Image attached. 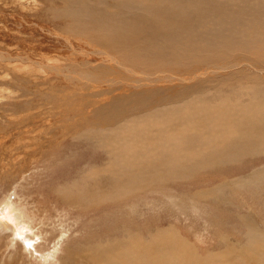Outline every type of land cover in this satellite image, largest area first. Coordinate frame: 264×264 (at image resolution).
I'll return each mask as SVG.
<instances>
[{
    "label": "rangeland",
    "instance_id": "1",
    "mask_svg": "<svg viewBox=\"0 0 264 264\" xmlns=\"http://www.w3.org/2000/svg\"><path fill=\"white\" fill-rule=\"evenodd\" d=\"M126 1L127 0H82V2L77 3V5L79 4L78 8H80L84 13H81V15L83 14L82 16H84L87 21L90 20L88 17L93 12L101 11V9L104 10L103 15L109 14L106 15V20H110L112 18L114 20L117 16H119V20L121 17L122 19L123 17L125 19L129 18V22L133 21V17L139 19L141 16L140 14L134 15L136 14L135 12L139 10V6L135 4L129 7V9L126 5ZM147 1L148 0H146L145 4H147L150 0L148 2ZM177 1L179 2V6L182 5L183 11L185 9L188 11L190 24L195 28L193 36L191 37L192 41L187 42L180 36V34L179 39L177 38V34L179 33L181 26L178 28H171L168 36L164 35L162 37H160L158 34L159 30L152 28V31H154V37H152V39L154 38V41H149H151L153 44L150 42V45H146L153 47L160 45L161 43L158 41L164 37V41H168V43L166 41L165 47L167 50L168 48H171V51L173 52H170L171 54L175 55L179 53V51L182 52L183 47V52H185L186 49L187 52H189H186V54L197 55L196 61H190V63L187 64L185 62L184 64L186 65H183V62L181 64L176 63L177 60H179L177 57L180 56L179 54L176 55L174 62V59L171 60V63L173 64L172 69H176L174 67H177L178 69L175 70L177 75L182 74L186 77L188 75L186 71H192L194 68L198 69L200 72L205 70L211 64L215 66L217 65L218 67H223L222 63H225L227 66L233 65V62L230 61L231 57L227 59L225 57H221L219 52H221L223 49L222 44L219 45L220 47L216 46V48H205L203 46L200 48L196 47V49L190 48L193 46L192 44L194 41L201 44L205 40L209 41L208 37L214 36V26L217 24H219L217 25L219 28H222V32H225V27H228V24L226 25V22L224 21L230 15H233V18L238 15L237 18L241 19V17L244 16V12H247L251 19L255 18L254 20L259 19L258 17L261 18V16L264 15V8H261L264 7V0H260V2L263 4L262 6L260 3L261 7H259V0ZM68 2L69 0H0V132L2 130L0 133V199L8 195L11 198L13 197L12 199L15 201V195L20 193V196L25 197L26 207L28 206V202L34 205L32 201L37 202L38 200L40 207L44 209L42 212L43 214L41 213L43 224L39 225L38 229H40L41 235L46 238L44 239L43 236L40 237L41 235L38 236L39 238L38 241H36L37 243L34 242V246L31 245L30 247H24L21 245L20 241H14L12 243L10 240L11 236H7L6 239H0V264H48V262L49 264H54V262L55 264H59V262L60 264H65L64 262H68L66 264L71 262L73 264H93V262L90 260V257L94 251L96 253L94 246L101 244L105 245L107 240L125 239V237L128 238L133 236L135 242L137 243L138 241L136 246L139 248V250H141L142 248L148 246L147 243L150 244L151 241H154L155 243L156 239L159 241V238H163L165 235L167 236L173 231L177 234L180 240L189 242L193 245L198 253L199 264H202L203 258H206L208 255L218 257L220 255L219 252H223L224 256L228 254V257L223 260V264H233V258L235 256L233 251L236 249L235 245H237L238 248L243 247L247 240L250 247L255 246L254 249L261 259V256H263L264 252V175H262L258 180H254V182L250 184H245L242 188L235 189L234 191L230 188H227V190L223 193V198H221L222 200L211 199L208 201H198V203H200V205H198L199 208L201 205L203 206L201 209H199L197 205H194L197 208L193 207V204L197 202L191 201V198L195 193L198 192V190L201 191L205 190L206 188H213L215 185H218L227 179L231 180L235 178H249L257 171L263 169V146H261V149L256 151V153L246 155L239 154L238 157H235L237 159H234V161H232V159L226 161L221 160L222 164H220L219 161L218 165L216 163L214 167L200 169L198 165L203 161V159H205L206 162L208 161L204 154L189 152L188 155L185 154L181 156L182 158L180 160H176V158L181 155L182 151L179 150L178 156L176 157V153L173 151V148H171V146H169L170 148H167L168 146L166 140L165 142L164 140L160 142V140L157 139L155 142H153V147L156 148H154V150L155 152L157 151V154L155 153V155L152 156L149 153L148 159L153 163V166L151 163V168L154 167L155 164L159 165V167L157 166L155 169L157 170V181H161L162 183L151 185L150 188H142L139 190L141 192L137 191V194H125L121 196L124 201L121 200L117 204L110 205V203H108L105 206L88 210L77 207L71 208L70 206L64 205L63 201L60 200V197L56 195L55 189L58 188V184H63L62 186H64L66 183H70V181L76 178L82 169L84 172H87L88 166H99L97 168L101 169L102 171V169H104L106 166L105 164L106 160H108V155L110 159H113L111 158V156L113 157L112 153H108V155L106 153L104 154L103 147L105 146L102 142V144L99 143V138L96 137L94 133L96 129H99L97 132H106V134H109L108 131H111L112 129H108L106 125L100 124L98 119L103 120L107 117V108L112 102L115 104H120L119 98L125 99L126 97V94L122 92L120 86H118L120 88L117 91L112 90V88H110L108 85L101 87V92H106L104 97L109 98V100L106 101H104V99L99 101L100 98H98V96L95 97L94 94H90L89 91H77L79 94H77L75 91L71 92L72 90L69 88V84L78 85L80 81L79 79H75V81L72 82L71 80H67L64 72L66 71V67L69 64L73 65L70 66L69 72L74 70L75 73H77V71L82 69H79L76 67V65L83 66L88 63L92 64V68L88 64V67L85 68V71L87 70L86 72L90 71L102 77L105 71L98 72L96 70V64L99 62V60L96 59L95 55L92 53V49L94 48L93 46H98L100 51H103V49L100 47L101 41H95L91 38V36H86L83 34L84 32L82 30L84 29L79 30L77 28L80 32L76 33L78 30L75 28L74 24L79 25L83 22L75 20V23L73 24L72 21L63 16L62 13L68 6ZM162 6L169 8L167 3L163 0ZM125 8L128 9L126 10ZM191 11L195 14V16L194 14H191ZM255 12H257L258 17L256 16ZM258 12L261 13V15ZM198 17H200L202 21H200L199 24H196L195 21L197 22L196 18ZM103 18H105V16H103ZM211 18H214L215 20L218 18V22L214 24L215 21H210ZM262 18L264 24V16ZM66 22L73 26L71 27L70 25L66 24ZM93 22L97 24L95 20ZM67 26H70L73 32L70 31V27L68 28ZM65 27L69 30L65 29ZM74 30L76 31L74 32ZM261 33H263L264 36V26L261 30ZM261 33H256L254 36L259 39ZM239 34L240 33H238V35ZM238 35H234V37L238 39ZM106 36L109 37V34H106ZM155 36L157 37L155 38ZM186 36L189 38L190 32H188ZM66 39H68L69 42H67ZM76 40L80 42L83 40L82 42H85L84 44L88 45L87 51L86 49L81 51V49L75 45ZM263 42L264 37L262 44L260 45L262 46L261 52L257 53L255 50L254 54L253 51H250V55H255L253 56V59H255L256 63L258 62V65L256 66L263 68V72L261 73L259 70L254 68H249L246 71L239 72L243 68L237 67L236 69H230L229 72H225L217 76L209 74V77L208 75L200 77L199 80L195 81L194 83L176 82L171 85L159 84L150 88L146 87V89H129L130 91L128 93H141V91L148 92L149 90H155L160 93V96L165 97L169 95L172 99L176 98V96L183 92L186 88L187 91L185 90V92H187L189 95L192 94V97L196 89H204L207 91H205L203 95H198L200 98H204L206 96L209 99L211 94L213 95L216 93L217 95L226 93L228 96L229 93L233 92L240 95L238 92L239 90L240 92L246 91L239 87L237 83L229 82V78L231 79L235 75L241 74H245V76H251L253 71L254 75L256 74L255 76L258 79L257 83H261V88L253 85L256 83V79L253 77H250V82L253 80L254 81L248 86L253 88L255 87L257 90L263 91ZM68 43H70V46H72L71 50L69 46L67 47ZM146 45L145 48L148 47ZM189 48L190 50H188ZM201 48H205V52H203ZM238 48L235 49L237 52H243L244 54L249 55V52H244V48ZM176 49H178V52ZM218 49H220V51ZM146 52L148 54L152 53V51ZM121 53L123 55L121 58L122 60L119 58L116 52H109L108 54L113 56L117 55L116 59H118L119 62L121 61L120 63L122 65H126V68L132 67L134 62L133 65H130L132 62L130 61L129 49L122 47ZM130 55L131 60H139V57L136 54L130 53ZM202 55L203 57L204 55H208L209 61L211 57L214 59L217 57L216 60L219 59V62L203 63V60H205L204 58L207 57H204L199 61L198 58H200ZM231 55L232 57L234 55L236 56V52L232 50ZM220 57L223 60L225 59V61L220 60ZM8 59H10V63ZM14 60L15 63L11 65ZM165 61L167 62L169 59H165ZM108 63H110V61H108ZM192 63L193 67H189V70L187 66L188 64ZM16 64L19 65H17L14 70V65ZM213 65L211 67H213ZM26 66L32 67L28 68ZM184 66L187 67V70ZM18 67L20 68V71ZM133 67L135 68V66ZM161 69L162 68H157L156 70L159 72ZM167 69L168 68L166 67L165 70ZM147 70L150 71V69ZM152 71L153 70H151V72ZM172 72L174 73V71ZM106 79H111L109 74ZM225 79L228 80V88L226 87L225 89L224 87L223 89L221 88L222 85H220V88L212 89L213 85L215 86L221 80L226 81ZM182 88L184 89L182 90ZM91 90L97 91V89L94 88ZM173 91H175L176 94ZM247 91H249L250 95H252V92H250L252 91L251 89H247ZM233 93H231L232 96L229 95L227 98V100L229 102L231 101V103H233L231 98L235 97L234 102L237 101V96ZM96 94L100 93L96 92ZM212 95L210 96V99ZM198 96L196 97L198 98ZM186 97L185 100H187ZM254 97L256 98L258 96L254 95ZM56 98L58 100H56ZM244 99L246 98L244 97ZM188 101H191V99ZM83 104L90 105L85 106ZM82 106L85 108L88 107L86 113H78V117H76L75 120L73 117V115L76 113L75 110L77 108H82ZM148 110L149 106L142 109L139 114L143 115L149 112ZM161 111L164 113L166 109H161L158 113H161ZM28 125L29 127H27ZM135 128L136 130L138 129L135 132L144 134L145 137L149 136L148 128L143 127L142 129L141 127H134V130ZM75 131H78L82 136H74L73 133ZM170 131L171 128L168 129V132ZM188 132L189 135H191V132ZM157 133L159 138L162 134H165V132H162L161 130H158ZM116 137L118 138V135L112 138L117 139ZM109 139L110 140L106 141L105 144L108 151L111 152L112 143L111 138ZM123 144L119 146H122ZM113 146L116 148L115 145ZM39 148L41 150H39ZM36 152L39 154V156L37 154V157L35 160H33V154ZM166 160H168L169 163L172 161L174 162H172L173 164L171 163L169 165L165 164ZM213 163L214 162L206 163L204 166L207 167L209 164ZM188 167H192V176L186 175L191 174L189 172L186 174L184 173ZM196 167L198 168L195 171ZM110 168L111 170L104 169L102 172L105 174L113 173L114 175L116 171L112 170V166ZM168 168H170V171H168ZM155 169L149 170L153 172ZM132 170L134 171L135 168ZM181 172H183V174ZM139 177L143 179L145 176H138L137 178L140 180ZM126 179V181H129L130 177H127ZM102 180H106V175H102ZM92 182L95 184L96 180H92ZM130 185L134 186L133 183H130ZM138 186L140 185L137 184L136 187ZM167 195H169V197L171 196L170 198L174 199V201L172 202V200H169ZM179 197H182L184 202H179ZM185 198L187 202L185 201ZM176 202H178V205L179 203H184L185 206H187L185 207L183 204L186 209L183 208V206H180V204L178 212V205H176ZM193 210L197 211L193 212ZM67 216H69V218ZM124 221L126 225L123 223ZM115 226L118 227V231L120 229L118 234ZM58 228H60V231ZM125 229H128V232H126ZM94 233L97 234L95 235ZM97 235L98 238H94ZM123 235H125V237ZM137 235H139L140 239H138ZM88 236L89 238L91 237L89 240L87 239ZM100 236L104 237L101 238ZM100 238L103 240L101 241ZM252 238L256 239L255 244L252 242ZM93 239L94 241L92 243ZM259 239L263 240L259 242ZM64 240H68V244L66 241L64 242ZM95 240L97 241L95 242ZM39 241H41L40 244L38 243ZM141 241L143 243H141ZM144 242H146V244ZM79 243L82 245L80 246ZM8 244L10 245L7 246ZM138 244L143 245L144 247L141 246L140 249ZM86 246L89 247L88 251ZM79 247L82 249L80 248V250ZM91 247L92 249L94 247V251L91 249ZM18 250H20V254L18 253ZM44 255L49 258L47 259ZM52 258H54V261L51 260ZM185 259L187 260V258ZM257 259L258 260L256 261L255 257L244 258V264H264V259L263 262L259 258ZM80 260L82 262H80Z\"/></svg>",
    "mask_w": 264,
    "mask_h": 264
},
{
    "label": "bare ground",
    "instance_id": "2",
    "mask_svg": "<svg viewBox=\"0 0 264 264\" xmlns=\"http://www.w3.org/2000/svg\"><path fill=\"white\" fill-rule=\"evenodd\" d=\"M163 1L167 3L169 8L162 6V0H152V1L150 0L147 4H145L146 0H127L126 5L128 6V8L131 7L132 5H135V4L137 6H139V10L137 12H135L136 14H134V15L140 14L141 16L139 19H137L136 17H133L132 22H129V20H128L129 18L125 19L124 17H123V19L121 17V19L119 20V16L115 17L116 19H114V20H113V18L110 20H106V15H109V14L103 15L104 10H102V9H101L102 12L101 11L93 12L88 17L90 20L87 21L85 19V17L82 16L84 14L82 12V10L80 8H78L79 4L77 5V3L82 2V0H69V2H68L69 7L67 6L66 9H64V11L62 13L63 16L66 17L68 20L72 21L73 24L75 23V20H78L79 22L82 21L83 23H81L79 25L74 24L75 28L76 29L78 28L79 30L84 29V30H82L84 32L83 34H85L86 36H91V38L95 41H101L100 47L103 49V51H100V49L97 45H96L97 47L93 46L94 48L92 49V53L95 55V58L99 60V62L96 64V70L98 72L105 71L103 73L102 77H100L97 74H94L93 72H90V71L86 72L87 70L85 71V68L88 67L87 65L89 63L85 64L83 66L76 65V67H78L79 69H82V70L77 71V73H75L74 70L69 72L70 66H73L72 64H69L66 67V71L64 72V75L66 76L67 80H69V81L71 80V82H72V81H75V79H79V81H80V83L78 85L69 84V88H71V90H72L71 92L75 91L77 93V91H79V92L89 91L90 94H94L95 97L98 96V98H100L99 101H102V99H104V101H106V100H109V98L104 97V95H106V92L103 93V92H101L100 89L102 86L108 85L114 91H117L121 87L122 92L126 94L125 99L119 98L120 104H118V103L115 104L112 102L108 106V108H107L108 115L105 119H103V120L98 119V122L100 124H104V125H106V127L108 129H110V128L112 129L111 131H108L109 134H106V132H97L99 129H96V131L94 133L95 136L99 138V141H100L99 143L100 144L103 143L105 146V147H103L104 154L106 153L108 155V153H112V155H113V157L111 156V158H113V159H110L109 155H108V160H106V164H105L106 166L104 167V169L111 170L110 167L112 166V170H114L116 172L114 173V175H113V173L112 174H110V173L105 174L102 172V171H104V169H102V171H101V169L97 168L99 166H97V167L96 166H90V167L88 166L87 172H84L82 169V171L76 176V178H74L72 181H70V183H68V184L66 183L64 186H62L63 184L62 185L58 184L59 186L57 185L58 188L55 189V192H56V195L60 197V200L63 201L64 205L70 206L71 208L77 207V208H82L85 210L95 209V208H98L100 206H105L108 203H110V205L111 204H117L121 200L124 201L121 198V196H123L125 194L126 195L137 194L138 192H141L139 190L142 188L143 189L150 188L151 185H156V183H162L161 181H157V172H156L157 170L155 168L157 166L159 167V165L155 164L154 167L151 168L152 162H150L148 159L149 153L152 156H154L155 153L157 152V151L155 152V150H154L155 147H153V142H155L157 139H159L160 142L163 140L165 142V140H166L167 146H168L167 148H170L169 146H171V148H173V151L176 153V157L178 156V151L179 150L182 151L181 155L179 157H177L176 160H180L182 158L181 156H183L185 154L188 155L189 152L204 154L207 157L208 161L206 162V160L203 159V161L199 165L197 164L198 167H200V169L201 168L214 167V165L216 163L218 165L219 161H220V164H222L221 160L226 161V160L232 159V161H234V159L235 160L237 159L235 157H238L239 154L246 155V154L256 153V151H259L261 149L260 148L261 146H263V153H264V100H263L264 88H262L263 91H260V90H257L255 87L253 88V87L248 86V85H251V82L254 81L253 80L250 82V79H251L250 77H253L256 79V83L253 85H256V87L261 88V86H260L261 83H257L258 79L255 76L256 74L254 75V71L252 72L253 74L251 76H245V74H241V75H235L231 79L229 78V82L237 83L239 85V87H241L244 91H246V92L241 91L242 96H241L240 90L238 91L240 93V95L231 92L237 96V101H235V102H234L235 97L231 98L233 103H231V101L229 102L227 100L229 95L232 96L231 93H229V95L227 96L226 93L217 95V93L215 92L216 94H213V95L211 94L212 95L211 99H210L211 95L209 96V99L206 96L204 98L201 96L202 98H200L198 95H203L206 91L204 89H196L197 91L195 90L193 97H192V94L189 95L187 92H185V90H186V88H185V90L183 92H181L179 95H177L176 98H172V99L169 95L165 96V97L160 96V93H158L155 90H149L148 92L141 91V93L140 92L128 93L130 91L129 89H134V90L135 89L136 90L137 89H146V87L150 88V87H153V86H156L159 84L160 85L161 84L171 85V84L176 83V82H178V83H186V82L191 83V82H193L194 83L195 81H198L200 77L207 76V75L209 77V74L213 75V76H217L219 74L229 72L230 69H236L237 67L243 68L239 72L246 71L249 68H254L256 70H259L260 73L263 72V68L256 66V65H258L257 64L258 62L256 63L255 59H253V56H255V55L252 56L250 54L252 51L254 52L256 50V52L259 53L262 50L261 49L262 46H260V45L262 44L263 37H264L263 33H261V30L263 29V26H264L263 18H262L264 15L261 16V18H260L257 16L258 15L257 12H255L256 16L259 19L254 20L255 18L251 19L250 15H248L247 12H244V16H242V17L240 16L241 19L237 18L238 15L235 16L236 19L233 18V15H230L229 17H227L225 19L224 22H226V25L228 24V27L224 26L226 28L225 32H222V28H219L217 26L219 24H217L214 26V31H213L214 36L208 37L209 41H207V40L203 41V43H202L203 45L199 42L194 41V43L192 44L193 46L190 47V48H195V49H196V47L200 48L202 46L205 48H213V47L216 48V46H219L222 44L223 49L219 53H220L222 58L225 57L227 59V58L231 57L230 61L233 62L232 66H227L225 63H222L223 67H218L217 65L215 66V65L211 64L205 70L200 71V72L198 71V69H195V68L192 71H188L186 68L188 67V69H189V67H193V63H192V64H188L187 67L184 66L185 69L187 70L186 73H188L187 77L185 75H182V74L177 75V73L175 72L177 67H174V68H176L174 70L172 69L173 64L171 63V60L174 59L173 60V62H174L176 55L179 54L180 56H177L179 58V60H177L176 63L181 64L183 62V65H186L187 63H190V61H196L197 55L186 54L187 49H186V51L184 50L185 52H183V47H182V52L179 51V53H177L175 55L171 54L170 53V52H172L171 48H168V50H167V48L165 47L167 40L164 41V37H163V39L161 38L158 41L159 43H161L160 45H156L155 47L146 45V44L150 45L151 41H149V40L154 41L153 40L154 38L152 39V37H154V35H153L154 31H152V28H156L157 30H159L158 34L160 37H162L164 35L168 36L171 28H173V27L178 28L181 26L179 33L177 34V38L179 39V34H180V36L183 39H185L187 42L192 41L191 37L193 36V32H194L195 28L190 24V17L188 16L189 15L188 11L186 9L183 11L182 5L179 6V2L177 0H174V1L173 0H163ZM260 3L261 2L259 0V7H261V5L263 6V4L261 3V5H260ZM170 6H173V7H170ZM232 6H234V5H232ZM128 8H125V9L127 10ZM151 8H153V9H151ZM261 8H264V7H261ZM70 9H71V11H70ZM81 13H83V14L81 15ZM191 14H194V13H192V11H191ZM235 14H237V13H235ZM259 14L261 15V13H259ZM103 16H105V18H103ZM194 16H195V14H194ZM196 19H197V22L195 21L196 24H199V22L202 21V19L200 17H198ZM94 20L96 21L97 24H95L93 22ZM221 20H222V18H221ZM210 21H215L214 22V24H215L218 22V18L216 20L214 18H211ZM209 23H211V22H209ZM64 24H65V20H64ZM66 24L70 25L67 22H66ZM70 26L72 27L73 25H70ZM71 27L69 28L70 31H72ZM68 28L65 27V29H68ZM93 28H95V29H93ZM203 28H205V27H203ZM68 30H67V32H68ZM79 30L78 31L74 30V32L75 31H76V33L80 32ZM160 30H162L163 32ZM188 32H190L189 38L186 36V34ZM234 32H236V33H234ZM238 33H240V34L238 35ZM256 33H258V34L261 33L259 39L254 36ZM106 34H109L110 38L107 37ZM234 35H238V39H236L234 37ZM69 36H70V34H69ZM156 37L157 36H155V38ZM71 38H73V37H71ZM111 39H112V41H111ZM66 40H67V42H69L68 39H66ZM82 41L83 40H81V42L76 40L75 45L78 46L79 49H81V51L84 49H86V51H87L88 45L84 44L85 42H82ZM213 42H215V43H213ZM86 43H87V41H86ZM167 43H168V41H167ZM263 44H264V42H263ZM70 45L71 44L68 43L67 47L69 46L70 50H71L72 46H70ZM142 45L144 46V48H145V45L148 47H146L144 49ZM225 46H226V48H225ZM122 47L129 49L130 61L132 62L130 65H133V62H134L133 66H135V68L133 66L132 67L136 70H134L132 67L126 68V65H124V64L122 65L120 63L121 61L119 62V60L116 59L117 55L119 56L120 59L123 57V55L121 53ZM176 47H178V46H176ZM238 47L244 48L245 49L244 52L245 51L249 52V55H246L243 52H237L235 49ZM190 48L188 50H190ZM215 48H214V50H215ZM178 49H176V51ZM201 49L203 52H205L203 48H201ZM173 50H175V49H173ZM218 50L220 51V49H218ZM229 50H230V52H229ZM232 50L236 52V56L234 55L232 57V55H231ZM146 51H152V53L148 54ZM109 52H116L117 55L113 56V55H111L112 53L108 54ZM190 52H192V51H190ZM199 52H200V49H199ZM208 52H209V50H208ZM130 53L136 54L139 57V60H138L139 62L136 61L135 57H134L135 60H131ZM187 53H189V52H187ZM113 54H115V53H113ZM254 54H255V52H254ZM209 56H210V54H209ZM204 57H207V58H204ZM204 57H203V55L200 56V58H198L199 61L202 58H204L205 60H203V63H205V62H219V59L216 60L217 57L215 59L213 57H211L210 61H209L208 55L207 56L204 55ZM222 58L220 60H223ZM165 59H169V61L166 62ZM260 59H262V58H260ZM98 60H96V61H98ZM8 61L10 63V59H8ZM108 61H110V63H108ZM187 61H189V62H187ZM223 61H225V59ZM22 62H24V61H22ZM185 62H186V64H184ZM13 63H15V60L11 63V65H13ZM112 63L113 64L115 63V64L113 65ZM19 64L22 65L21 63H19ZM19 64L14 65V70H15V67ZM6 65H8V64H6ZM26 65H27V63H26ZM212 65H213V67H211ZM89 66L92 68V64H89ZM26 67H28V66H26ZM31 67L32 66H30L28 68H31ZM164 67L165 68L167 67L168 69L165 70ZM157 68H162V69L159 70V72H157V70H156ZM18 69L20 71L19 67H18ZM147 69H150V71ZM151 70H153V71L151 72ZM171 70L174 71V73ZM24 71H25V69H24ZM30 71H31V69H30ZM181 72H182V70H181ZM17 73H16V75H17ZM108 74L110 75L111 79H106ZM23 80H25V79H23ZM223 81L224 80H221L215 86L213 85L212 89L220 88L221 87L220 85H222L221 88H223V89H224V87H225V89H226V87L228 88V85H229L228 80H226L224 82ZM21 82H24V81H21ZM118 86H120V87H118ZM263 86H264V83H263ZM93 88L97 89V91L91 90ZM183 89L184 88H182V90ZM209 89H211V88H209ZM247 89L252 90L250 92H252L253 96L250 95V93H249V91H247ZM96 92H99L100 94H96ZM173 92L176 94L175 91H173ZM112 93H116V92H112ZM174 93H172V94H174ZM77 94H79V93H77ZM254 95H257L258 97L255 98ZM196 96H198V98ZM185 97L187 98V100H185ZM244 97L246 99H244ZM175 99H178V100H175ZM189 99H191V101H188ZM196 99H198V100H196ZM53 100H54V97H53ZM56 100H58V99L56 98ZM79 101H80V98H79ZM38 103H40V102H38ZM86 103H89V102H86ZM94 103H97V102H94ZM85 104H83V105H85ZM90 104H91V102H90ZM90 104H87L85 106H89ZM148 106H149V110H148L149 112H147L143 115L139 114L142 109H144ZM87 108L88 107L85 108L84 106H82V108H79V109L77 108L75 110L76 113L73 115L74 119L76 117H78V113H80V114L82 112L86 113ZM161 109H163V110L166 109V111L164 113L162 111H161V113H158V112H160ZM85 113H83V114H85ZM67 114H68V112H67ZM22 123H25V122H22ZM27 127H29V125ZM134 127H139V128L141 127L142 129H143V127L148 128L149 129L148 130L149 136L145 137L144 134H140L138 132H135L138 129L136 130V128H135V130H134ZM169 128H171L170 132H168ZM158 130L165 132V134H162L160 138H159V135L157 133ZM188 131L191 132V135H189ZM1 132H2V130H1ZM73 134H74V136H79V137L82 136L78 131H75ZM117 135H118V138L116 137L117 139L112 138V137L117 136ZM109 138H111V143H112L111 144V146H112L111 152L108 151V149L106 148V144H105L106 141L110 140ZM121 144H123V145L119 146ZM113 145H115L116 148ZM39 150H41V149L39 148ZM37 152L35 154H33V160H35V158L37 157V154H38ZM42 153H43V151H42ZM38 156H39V154H38ZM172 162H174V161H172ZM212 162H214V163L209 164L207 167L204 166L206 163H212ZM38 163H39V161H38ZM171 163H169V161L166 160L165 164L170 165ZM152 166H153V163H152ZM144 167L147 169H145ZM171 167H172V165H171ZM198 167L195 168V171ZM134 168H135V170L133 171L132 169H134ZM191 168L192 167H188L184 171V173L185 174L187 172L191 173L192 172ZM149 169H155V170L153 172H151ZM193 169H194V167H193ZM168 171H170V168H168ZM181 173L183 174V172H181ZM185 174H184V176H185ZM228 174H230V173H228ZM102 175H106V180H104V181L102 180ZM137 175L138 176L144 175L145 177L143 179H141L139 177L140 178V180H139L137 178L138 177ZM186 175L192 176V173L186 174ZM262 175H264V168L257 171L254 175H252L249 178H237V179L235 178V179H231V180L227 179V180L219 183L218 185H215L213 188H208V189L206 188L205 190H201V191L198 190V192L195 193L191 198V201L197 202V203L193 204V207L197 208L194 205H197V206L200 205V203H198V201H204V200L208 201L211 199L220 200L221 198H223V193L227 190V188H230L231 190L234 191L235 189L242 188L245 184H250V183L254 182V180H258ZM127 177H130L129 181H126ZM168 177H170V176H168ZM92 180L93 181L96 180V183L94 184L92 182ZM184 180H186V179H184ZM56 183H57V181H56ZM130 183H133L134 186L130 185ZM137 184H139L140 186L136 187ZM20 195H21L20 193L15 195L17 198V199L15 198V201L12 199L13 197L11 198L8 195H6L5 197H3V195H2L3 198L0 199V239H6L7 236H11L10 240L12 241V243L14 241H20L21 245H23L24 247L25 246L30 247L31 245L34 246V242L38 241V238H39L38 236L41 235L40 229H38V228H39V225L43 224L42 219H41V213L44 211V209H42L40 207V203L38 202V200H37V202L32 201L34 203V205H32V204H30V202H28V206L26 207L25 197L24 196L22 197ZM167 197H169V195H167ZM170 197H169V200H172V202H173L174 199H171ZM128 198H129V196H128ZM183 198H184V196H183ZM179 200H178L179 202H184L182 197ZM185 201L187 202L186 198H185ZM177 203L178 202H176V205H178ZM202 203H204V202H202ZM180 204L181 203H179V205ZM183 204H181L180 206H183ZM179 205L177 208L178 212H179V207H180ZM184 206H185V204H184ZM184 206H183V208L187 207V206H185V207ZM190 206H191V204H190ZM193 207H192V209H193ZM202 207H203L202 205L200 206V208L198 206L199 209H201ZM172 208H174V207H172ZM195 211H197V210H195ZM195 211L193 210V212H195ZM199 212H200V210H199ZM48 214H49V212H48ZM50 214H52V213H50ZM87 215H88V213H87ZM191 215H192V213H191ZM45 217H46V215H45ZM51 217H52V215H51ZM67 217L69 218V216H67ZM54 222H55V220H54ZM123 223L125 224V221ZM37 225H38V227H37ZM127 226H128V224H127ZM127 226H124V227H127ZM34 227H36V228H34ZM52 228H54V227H52ZM60 228H58V230ZM117 228L118 227L115 226L116 230H117ZM54 229H52V230H54ZM115 229H113V230H115ZM127 230L125 229L126 232H128ZM119 231H120V229H119ZM119 231L117 232V234L119 233ZM129 231H131V230H129ZM121 233H122V230H121ZM131 233H133V232H131ZM135 233H137V232H135ZM135 233H134V235H135ZM94 234L96 235L97 233H94ZM125 235H123V236L125 237ZM42 236L43 235H41L40 237H42ZM109 236H111V235H109ZM109 236H107V237H109ZM137 236H138V239H140L139 235H137ZM46 237H47V235H46ZM96 237L98 238V235L95 236L94 238H96ZM100 237L103 238L104 236H100ZM176 237H178V236L173 231L170 234H168L167 236L165 235V237L159 238L158 239L159 241H157V239H156L155 243H154V241H151L150 244L147 243L148 246H146V247L138 244L140 246V249H141V246L144 247L141 250H139V248L136 246L138 241L136 243L133 236H130L128 238L125 237V239H116V240L110 239V240H107L105 245L100 243L101 245L94 246L96 249V253L94 251V247H93V249L91 247V249L94 251V253H92L90 260L93 262V264H199L198 253L195 250V248L193 247V245L190 244L189 242H185V241L180 240L179 237L178 238H176ZM90 238H89V236L87 237L88 240ZM101 238H100V240H101ZM44 239H46V238L44 237ZM79 240H78V242H79ZM262 240L263 239H259V242H261ZM65 241L66 240H64V242ZM85 241H87V240H85ZM93 241H94V239L92 240V243H93ZM96 241L97 240H95V242ZM40 242L41 241H39L38 243L40 244ZM88 242H87V244H88ZM252 242L255 244L256 239L252 238ZM89 243H91V242H89ZM141 243H143V242L141 241ZM144 243L146 244V242H144ZM67 244H68V242H67ZM97 244H98V242H97ZM193 244H195V243H193ZM9 245L10 244H8L7 246H9ZM79 245H80V243H79ZM235 247H236V249L233 251L235 253V256L233 258V264H244V258H249V257H252V258L255 257L256 261L258 260L257 258L260 259V257L257 255V253L254 249L255 246L250 247L248 244V240L243 247L238 248L237 245H235ZM35 248H36V246H35ZM80 248L81 247H79V249ZM86 248L88 251L89 247L86 246ZM19 251L20 250H18V253H19ZM219 254L220 255L218 257H214L213 255H208L206 258H203L202 264H223V260L228 257V254L225 256H224L223 252H219ZM185 258H187V260ZM53 259L54 258H52L51 260H53ZM263 259H264V252H263V256H261L260 260L263 262ZM80 262H82V261L80 260ZM64 263L66 264L68 262H64ZM71 263H69V264H71ZM48 264H49V262H48ZM54 264H55V262H54ZM59 264H60V262H59Z\"/></svg>",
    "mask_w": 264,
    "mask_h": 264
}]
</instances>
